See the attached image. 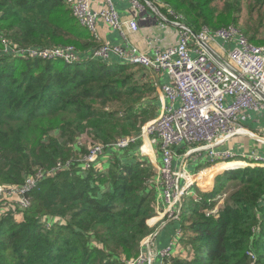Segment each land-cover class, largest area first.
<instances>
[{
    "label": "trees",
    "instance_id": "1",
    "mask_svg": "<svg viewBox=\"0 0 264 264\" xmlns=\"http://www.w3.org/2000/svg\"><path fill=\"white\" fill-rule=\"evenodd\" d=\"M151 1L182 13L195 32L237 25L243 9V0ZM72 13L66 0H0V30L25 47H98ZM249 13L257 14L258 24L238 28L248 36L254 30L247 37L264 44L258 37L264 0H249ZM138 72L122 62L1 55L0 185L19 186L37 169L84 154L82 136L89 145L111 144L138 133L146 121L143 104L156 91ZM139 143L130 146L134 154L107 147L105 154L115 155L105 171L83 173L74 164L44 178L26 210L10 207L0 215V264H126L137 256L150 232L157 190L156 168ZM228 190L216 216L214 198ZM199 196L184 204L181 217L189 235L183 242L194 255L173 256L165 264H264V166L226 169L216 175L212 191Z\"/></svg>",
    "mask_w": 264,
    "mask_h": 264
},
{
    "label": "built area",
    "instance_id": "2",
    "mask_svg": "<svg viewBox=\"0 0 264 264\" xmlns=\"http://www.w3.org/2000/svg\"><path fill=\"white\" fill-rule=\"evenodd\" d=\"M102 1L101 8L94 9L90 0H66L79 23L97 41L100 21L126 38L127 30H139L136 17L145 9H150L161 27H175L176 42L163 49L156 47L153 55H149L137 47L106 41L83 58L82 51H78L74 45L25 47L13 43L0 30V56L62 60L68 64H76L84 59L110 64L111 57L115 55L124 64L166 72L169 81L162 85V91L167 105L157 118L143 125L138 134L123 136L111 144L94 143L84 155L66 162L58 161L49 170L37 169L19 186L0 185V201L5 198L13 201L0 202V215L7 213L10 207L16 208L15 211L26 210L31 204L30 194L44 178L71 169L74 164L88 170L105 154L107 147L126 149L140 140L139 151L142 155L150 157L143 150L146 139L152 151L158 147L161 154L155 183L164 204L158 205L159 215L153 219L161 220L166 215L178 217L185 196L196 183L194 177L197 175L192 174L188 162L203 151H206L207 160L212 166L221 162H239L226 169L244 166L240 164L244 163L242 160L236 159L234 152L216 148L232 136L247 132L241 126L245 111L264 108V46L253 43L234 25L218 29L203 26L195 32L186 23L184 15L168 4H165L163 11L151 0H130L135 17L122 19L113 0ZM176 148L182 151L179 153ZM179 155L182 164L180 169H176L175 159ZM251 158L253 160L248 165L264 163V157L256 153ZM157 222L155 220L151 225ZM156 235L148 241L147 249L128 259L126 264H153L157 255L170 256L175 248V240L160 251L153 252L150 243ZM178 235L179 231L176 237ZM249 254L256 259L254 251Z\"/></svg>",
    "mask_w": 264,
    "mask_h": 264
},
{
    "label": "crops",
    "instance_id": "3",
    "mask_svg": "<svg viewBox=\"0 0 264 264\" xmlns=\"http://www.w3.org/2000/svg\"><path fill=\"white\" fill-rule=\"evenodd\" d=\"M94 9H99L103 5L102 0H90ZM116 9L118 10L122 19H128L135 17V12L132 9L130 4V0H113ZM137 21L139 23V30L126 31V38H124L121 33L117 30L112 29L108 24L103 21H100L98 24V33L99 40L98 43L101 45L102 43L108 41L112 44L118 45H129L131 47H137L140 51L147 52L149 55H153L156 47L165 48L169 44L175 43L177 40L176 29L175 27L169 25L168 27H161L159 25V21L155 16V13L150 9H145L142 13L138 15ZM93 46H90L86 49L85 52H82L83 58L89 56V53L93 50ZM110 64L113 63H121L119 57L113 55L110 59ZM145 72L150 71L154 76L149 79V83L155 87L156 90L159 91V96L161 99V109H163L164 105H167V99L162 91V85L169 81V77L166 72H157L153 70H145ZM144 81L146 79L144 78ZM147 82V81H146ZM146 100V99H145ZM146 103L144 102L143 106L145 107ZM162 111V110H161ZM241 126L247 131L244 134L238 133L232 136L229 140L225 141L221 145L217 146V150H229L236 154V159L242 160L245 164L252 162L251 155L256 153L262 157H264V108L260 111L247 110L244 112V119L241 122ZM177 152H181L180 148H176ZM158 156H160L159 151L157 150ZM150 154V153H149ZM105 155H109L106 153ZM151 155V154H150ZM155 155V154H154ZM104 156V155H103ZM101 156L100 158H102ZM111 156V155H110ZM103 163H106V157L102 158ZM151 160L154 165L155 158ZM161 162V157L159 163ZM206 151H203L201 154H198L193 159H190L188 162V166L192 172H195L200 169H207L210 167V163L208 164ZM182 164V157L179 155L175 159V168L180 169ZM208 164V165H207ZM255 164H264L257 163ZM101 165L107 167V164H97L98 169L101 170ZM208 166V167H206ZM264 166V165H263ZM212 167V166H211ZM202 171V170H200ZM216 173L212 178V187L214 185V179ZM199 191V190H197ZM156 202L158 205H163V201L161 199V191L160 189L156 190ZM156 208V206H155ZM156 211V210H155ZM181 226L180 222L177 221H169L166 224H163L159 230L158 234L155 237L154 245L156 248L162 249L170 244V241L173 235L176 233V230Z\"/></svg>",
    "mask_w": 264,
    "mask_h": 264
},
{
    "label": "rangeland",
    "instance_id": "4",
    "mask_svg": "<svg viewBox=\"0 0 264 264\" xmlns=\"http://www.w3.org/2000/svg\"><path fill=\"white\" fill-rule=\"evenodd\" d=\"M69 7V5H68ZM70 8V7H69ZM73 14V13H72ZM257 17V14L254 13L253 15H251L249 13V0H243V9H242V12L240 14V19H239V22L237 25L235 24H231V25H234V26H239L240 28H248V27H254L255 25L258 24V19L256 18ZM229 26V25H228ZM5 32V31H4ZM6 33V32H5ZM250 35L254 34V30H250ZM264 28H261L260 29V32L258 34V37H264ZM7 35V33H6ZM247 35V34H246ZM249 35V36H250ZM248 36V35H247ZM248 36V37H249ZM69 45H72V44H69ZM260 45H263L262 43H260ZM48 47V46H47ZM132 66L136 71H139L138 72V77H142V76H145V79L146 81L149 83V79L152 78L153 73H150V71H147L145 72L143 68L141 67H138V66H135L134 65H130ZM141 68V69H140ZM144 81V80H143ZM157 89V88H156ZM159 91L156 90L154 94H152L150 97L147 98L146 102V121H142L139 123L140 125V130L142 129L143 125H145L146 123H148L149 121L153 120L154 118H157L160 114H161V99H160V96H159ZM139 130V132H140ZM138 132V133H139ZM137 133V134H138ZM141 143H139V147L140 145L142 144V140H140ZM138 143V142H137ZM78 144L83 147V148H86V151L83 152L84 154L88 152V149L90 148V146L92 145H89L90 144V140L87 139L86 136H82L79 140H78ZM136 144V143H135ZM193 146V145H192ZM106 149V148H105ZM134 149V147H130L129 149H124V150H121L122 152H125V153H132L134 154V152L132 151ZM143 150L145 152H148L150 153V157H148V159L150 160L151 158L154 159L155 158V162L157 161V163L154 165L155 168H156V174L158 173V169L157 167L161 164V162L159 163V160H160V157H161V154L160 156H158V153H157V150H158V147H155V149L152 151L151 147H150V144L149 142L147 141L146 139V144L144 145L143 147ZM159 151V150H158ZM223 151V150H221ZM160 153V151H159ZM84 154H78L77 156L75 157H78L80 155H84ZM155 154V155H154ZM115 154L113 155H104L103 157H106L107 160H104V161H107L106 163H103V160L102 158H100L94 166H92L91 168H96L98 169V166H96L98 163L99 164H107V167H105L104 165H101V171H105L107 170L109 164H110V161H111V158L114 156ZM123 156H125V154H122ZM152 161V160H151ZM153 163V161L151 162ZM239 162L235 163V162H232V163H228V162H221L219 164H216L214 166L210 165L209 168L205 169V168H201L195 172H192V174L194 175H197L195 176V182L194 183L195 185H193L190 189H189V194H187L184 198V202H183V205L181 207V211L180 213L178 214V217H175V216H172V217H169L168 215L164 216L161 218V220H157L158 221L156 224L154 225H151L153 223H149V227H150V232L148 233V235L146 236L147 237V240L142 243L141 242V250H145L148 248V242L153 236L154 234H158V230L159 228L163 225V224H166L167 222L169 221H177V222H181V217L183 215V206L184 204H189L191 203L190 201H196L198 199H200L201 196L200 193H207V192H210L212 191L213 187H212V178L213 176L216 174V173H220L222 171H224L223 169L225 167H228V166H233V165H238ZM261 164L263 162H260ZM154 164V163H153ZM209 164V163H208ZM207 164V165H208ZM244 166H247L248 164H242ZM255 165H258V164H255ZM212 166V167H211ZM243 166V167H244ZM251 166H254V165H251ZM208 167V166H206ZM90 169V168H89ZM235 169V168H233ZM81 171L79 172H85V170L82 168L80 169ZM200 170H202L201 172H199ZM198 172V173H197ZM196 173V174H195ZM56 174L52 175L51 177H54ZM214 186V185H213ZM212 187V188H211ZM209 188H211L209 191H207ZM231 189V188H230ZM229 189V190H230ZM197 190H199L200 192H197ZM228 191H223L222 193H219L218 195H216V197L214 198V200H216V206L214 207V209H212L211 212L215 213L216 216H218V212L219 210L224 206V200L228 194ZM193 193H195L193 195ZM193 197V198H192ZM13 202V201H10L8 199H2L0 202H4V203H7V202ZM156 206V208H155ZM154 208H155V215L150 219V221H152L153 218H155L157 215H159L158 213V204L156 202V198H155V202H154ZM205 211H208V210H205ZM215 211V212H214ZM176 215V214H175ZM21 216H18V218L15 217V219H19L21 220ZM177 231H179V235L176 237V233ZM176 233L173 235L171 241H173V239L175 240V248L173 249L172 253L170 256L168 257H162L161 255H157V257L154 258V261H153V264H159L160 262H167L168 259L170 257H173V256H180L181 258H191L193 255H194V251H193V248L191 247V245H186L184 244L183 242V239H186L189 237L188 236H185L184 235V230H182V227L180 226L177 230H176ZM191 234V233H190ZM154 240L155 238L152 239L151 243H150V247L152 249L153 252H157V251H160L159 248H156V246L154 245ZM170 241V243H171ZM165 248V247H164ZM163 249V248H162ZM250 255V254H249ZM251 258H253L251 255H250Z\"/></svg>",
    "mask_w": 264,
    "mask_h": 264
},
{
    "label": "bare ground",
    "instance_id": "5",
    "mask_svg": "<svg viewBox=\"0 0 264 264\" xmlns=\"http://www.w3.org/2000/svg\"><path fill=\"white\" fill-rule=\"evenodd\" d=\"M148 141V140H147ZM146 144V143H145ZM150 144V143H149ZM144 147V146H143ZM148 242V241H147Z\"/></svg>",
    "mask_w": 264,
    "mask_h": 264
}]
</instances>
